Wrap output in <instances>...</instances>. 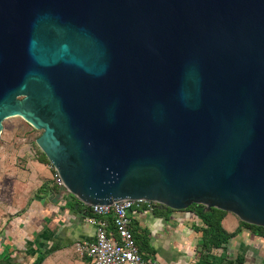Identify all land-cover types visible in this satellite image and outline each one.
<instances>
[{"label":"water","instance_id":"water-1","mask_svg":"<svg viewBox=\"0 0 264 264\" xmlns=\"http://www.w3.org/2000/svg\"><path fill=\"white\" fill-rule=\"evenodd\" d=\"M20 117L88 209L198 204L264 227V0H0Z\"/></svg>","mask_w":264,"mask_h":264},{"label":"crops","instance_id":"crops-1","mask_svg":"<svg viewBox=\"0 0 264 264\" xmlns=\"http://www.w3.org/2000/svg\"><path fill=\"white\" fill-rule=\"evenodd\" d=\"M7 119L0 133V264H90L73 248L75 241L94 237L87 208L68 193V200L49 199L59 192L53 170ZM156 206L162 213L130 211L132 232L145 257L162 264H264V237L245 227L237 231L240 220L234 214L226 212L221 225L235 235L203 250L192 213L175 219L173 212Z\"/></svg>","mask_w":264,"mask_h":264},{"label":"built area","instance_id":"built-area-1","mask_svg":"<svg viewBox=\"0 0 264 264\" xmlns=\"http://www.w3.org/2000/svg\"><path fill=\"white\" fill-rule=\"evenodd\" d=\"M53 170V185L64 188V183ZM69 194V193H68ZM157 204L145 199H122L109 204H94L88 209L90 222L94 225V237L90 240H77L74 251L89 259L90 264H162L159 260L145 257L136 244L130 211L138 209L151 211Z\"/></svg>","mask_w":264,"mask_h":264},{"label":"trees","instance_id":"trees-1","mask_svg":"<svg viewBox=\"0 0 264 264\" xmlns=\"http://www.w3.org/2000/svg\"><path fill=\"white\" fill-rule=\"evenodd\" d=\"M43 157L44 159H46L44 154ZM156 207L154 206L155 210L157 212H161L158 209H156ZM171 211L172 209H168V212ZM181 211L191 212L192 213L191 215L197 218L196 219L197 224L193 226V230L201 234L202 242L200 246L202 247L203 250L204 249L208 250L211 247L222 246L223 244L227 243V241L231 237L235 235V232L228 233L223 229L221 225V220L223 219L226 212L221 209L212 207L211 209L206 211L204 210L203 206L198 204H192L187 209ZM85 215L86 216L91 215L89 209H86ZM168 218L169 216L166 215V219ZM244 227L248 228L251 232L264 237V227L256 226L240 221V226L237 231H240Z\"/></svg>","mask_w":264,"mask_h":264},{"label":"rangeland","instance_id":"rangeland-1","mask_svg":"<svg viewBox=\"0 0 264 264\" xmlns=\"http://www.w3.org/2000/svg\"><path fill=\"white\" fill-rule=\"evenodd\" d=\"M15 123L14 127L15 130L20 132V133H25V135L28 136V144L30 143L32 147L37 151L38 154L43 156L42 152L39 150L38 146L35 143V138L40 134V130L34 129L32 126H30L27 122H25L22 118L20 117H10L7 119V121H12ZM173 216L175 215V219L178 218H183L186 216V214H191V212H185V211H176L172 210Z\"/></svg>","mask_w":264,"mask_h":264},{"label":"flooded vegetation","instance_id":"flooded-vegetation-1","mask_svg":"<svg viewBox=\"0 0 264 264\" xmlns=\"http://www.w3.org/2000/svg\"><path fill=\"white\" fill-rule=\"evenodd\" d=\"M168 210V209H167Z\"/></svg>","mask_w":264,"mask_h":264}]
</instances>
